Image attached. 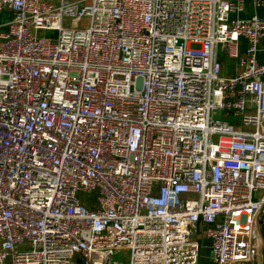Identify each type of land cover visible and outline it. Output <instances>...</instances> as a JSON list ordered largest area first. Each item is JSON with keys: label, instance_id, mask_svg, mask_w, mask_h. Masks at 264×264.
I'll use <instances>...</instances> for the list:
<instances>
[{"label": "built area", "instance_id": "2783aa9c", "mask_svg": "<svg viewBox=\"0 0 264 264\" xmlns=\"http://www.w3.org/2000/svg\"><path fill=\"white\" fill-rule=\"evenodd\" d=\"M4 9L0 264H197L199 226L214 263L254 264L264 18H231L244 0ZM221 50L236 74H223Z\"/></svg>", "mask_w": 264, "mask_h": 264}, {"label": "crops", "instance_id": "0c3cea01", "mask_svg": "<svg viewBox=\"0 0 264 264\" xmlns=\"http://www.w3.org/2000/svg\"><path fill=\"white\" fill-rule=\"evenodd\" d=\"M254 15L264 18V0H262L260 6L254 5L252 0H244L243 10L230 13L231 18H249ZM10 16L11 13L9 10L4 9L0 11V31H5L7 29L6 22L9 20ZM245 48L246 40L244 38H240L238 45L239 57L244 55ZM219 58L222 60V71L225 76H232L237 73L239 69L237 58L228 56L222 50L219 52ZM257 60L260 63H264V36L259 43ZM258 227L260 228V237L262 240V253L256 257V259L254 260V264H264V225ZM194 238L197 239L200 244V251L197 264H216L211 258V252L208 241L204 237L200 226L199 230L194 234Z\"/></svg>", "mask_w": 264, "mask_h": 264}, {"label": "rangeland", "instance_id": "374dc122", "mask_svg": "<svg viewBox=\"0 0 264 264\" xmlns=\"http://www.w3.org/2000/svg\"><path fill=\"white\" fill-rule=\"evenodd\" d=\"M50 34V32H48L46 35H49ZM114 259H118V255H116L115 257H114Z\"/></svg>", "mask_w": 264, "mask_h": 264}]
</instances>
